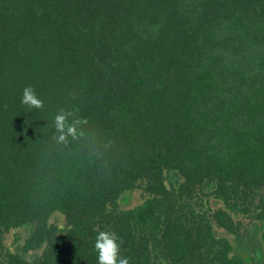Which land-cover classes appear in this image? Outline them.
I'll return each instance as SVG.
<instances>
[{"label": "trees", "instance_id": "1", "mask_svg": "<svg viewBox=\"0 0 264 264\" xmlns=\"http://www.w3.org/2000/svg\"><path fill=\"white\" fill-rule=\"evenodd\" d=\"M28 224L42 252L0 264H98L101 231L129 264H264V0H0V239Z\"/></svg>", "mask_w": 264, "mask_h": 264}, {"label": "clouds", "instance_id": "2", "mask_svg": "<svg viewBox=\"0 0 264 264\" xmlns=\"http://www.w3.org/2000/svg\"><path fill=\"white\" fill-rule=\"evenodd\" d=\"M21 103L29 108L39 109L43 107V101L37 97L31 86L26 87L23 90ZM65 120L66 116L64 114L57 115L55 118L56 128L62 133L60 140L65 139V136L63 135ZM77 123H79V121H77ZM67 134L75 137L76 127L74 124L67 127ZM122 243V238H120L115 232H99L95 242V250L98 252V264H129L128 258L120 256V245Z\"/></svg>", "mask_w": 264, "mask_h": 264}, {"label": "rangeland", "instance_id": "3", "mask_svg": "<svg viewBox=\"0 0 264 264\" xmlns=\"http://www.w3.org/2000/svg\"><path fill=\"white\" fill-rule=\"evenodd\" d=\"M144 198V194L141 190L136 189L132 193H128L123 196L121 199V206L123 208H131L140 202H142ZM213 206L218 207L222 206V203L219 201H213ZM49 223L56 224L59 226H64L66 224L65 215L59 211L53 213L51 217L49 218ZM34 224H28L23 225L21 227H18L14 230H10L9 232L4 233L3 237L0 239V257L4 258L5 252L7 250H10L12 252L21 253L24 255L27 259H32L37 254H40L42 252V249L38 250H29L28 252L24 253L22 251L23 244L26 240V238L31 234L32 230L34 229ZM219 233L228 236L230 239L232 237L226 232L218 228Z\"/></svg>", "mask_w": 264, "mask_h": 264}]
</instances>
